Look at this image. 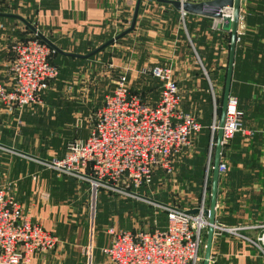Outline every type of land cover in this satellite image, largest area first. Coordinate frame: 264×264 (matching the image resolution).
<instances>
[{
	"label": "crops",
	"instance_id": "crops-1",
	"mask_svg": "<svg viewBox=\"0 0 264 264\" xmlns=\"http://www.w3.org/2000/svg\"><path fill=\"white\" fill-rule=\"evenodd\" d=\"M135 1L22 0L18 2L19 10L9 15L21 18L31 27L34 24L45 43L56 50L83 56L129 27ZM164 1L201 3L212 0ZM183 13L159 0H140L130 32L91 55V59L56 52V62L71 65L76 61H90L92 73L98 80V94L104 93L107 83L113 84L116 78L122 77L129 92L142 94L141 99L149 105L159 101L162 82L152 78L147 70L153 66L170 70L179 90V109L194 116L202 126L174 163L175 176H178L180 186H186L188 196L181 198L178 208L190 211L198 206L204 194L209 208L210 190L207 194L200 181L206 180L211 187L212 168L211 173L207 171V162L210 158L212 165L216 137L212 145L210 126L215 114L217 121L219 119L214 104L218 108L216 94H223L224 90L230 32L222 29L219 20ZM224 14L231 15V11H224ZM237 37L230 95L238 97L243 117L242 130L221 148L220 162L227 166V171L219 173L218 177L215 224L223 227H245L264 222V91L263 94L260 92L254 80H242V72H238L240 50L264 51V0L240 1ZM250 56L251 59L242 53L241 64L261 65L255 54ZM9 76V72H1L0 81L8 82ZM40 109L36 106L17 113L0 107V190L13 197L30 222L53 235L62 248L60 252L35 254L30 264H110L101 253L109 243V236L104 234L105 218L98 221L97 217L95 224L90 212L92 208L99 211V197L100 210L104 213L107 214L109 207L114 210V205L109 198L107 200L106 191L97 189L99 191L93 194L88 183L58 175L37 163L38 160L61 158L65 152L64 149L58 155H51L39 144L35 125L42 120ZM44 152H48L47 156H42ZM193 169H196L195 179L200 180L198 184L196 180L195 183L187 182L188 173ZM32 177L35 178L32 180ZM149 185L131 193H143ZM89 194L90 199L85 198ZM194 195L199 197L197 202ZM77 203L81 207L78 214ZM111 218L114 225V218ZM166 225V214L162 211L149 229L136 228L125 222L119 231H152L164 229ZM258 234V230L240 231L236 236L214 232L208 264H264L262 255L249 241ZM206 236L207 230L203 233V246L199 251L200 264ZM84 248L85 253L82 252Z\"/></svg>",
	"mask_w": 264,
	"mask_h": 264
},
{
	"label": "built area",
	"instance_id": "built-area-1",
	"mask_svg": "<svg viewBox=\"0 0 264 264\" xmlns=\"http://www.w3.org/2000/svg\"><path fill=\"white\" fill-rule=\"evenodd\" d=\"M54 54L36 34L15 42L9 80L0 81V107L20 113L40 106L42 94L58 75L50 62ZM147 72L162 82L159 101L146 104L139 94L129 92L122 77L116 78L110 94L93 110L86 137L67 142L61 158L37 163L93 189L130 197L136 196L132 190L150 184L155 171L172 173L176 156L202 126L179 109V90L169 69L153 66ZM242 117L238 99L230 95L222 144L242 130ZM210 129L213 145L218 130L216 114ZM211 168L209 158L207 171ZM218 171L226 172L227 166L220 162ZM157 207L166 214L164 229L108 230L109 243L101 253L111 264H200L203 233L209 225L205 194L193 213L175 206ZM249 230L259 231L249 241L264 259V222L245 227L214 226V232L235 236ZM58 246L53 235L31 223L17 201L0 190V264H30L35 254L54 251Z\"/></svg>",
	"mask_w": 264,
	"mask_h": 264
},
{
	"label": "rangeland",
	"instance_id": "rangeland-1",
	"mask_svg": "<svg viewBox=\"0 0 264 264\" xmlns=\"http://www.w3.org/2000/svg\"><path fill=\"white\" fill-rule=\"evenodd\" d=\"M20 1L22 0H0V13L15 14L16 12L14 11L19 10L18 2ZM31 25L38 33V29H36L35 25ZM31 36H34V33L19 21L0 17V73L9 72L13 58V44ZM240 49H242L241 46ZM239 53L240 56L238 57V63H240V66L238 65V72H242V80H254L256 86L259 87L260 92L263 94L264 51L253 52L247 50L243 52L240 50ZM242 53H244L249 59H251V54H255V58L257 57L259 59L258 62H260L262 66L249 67L248 62H245L244 65H242ZM52 58L53 64L58 69V75L56 79L50 83L47 91L44 93L45 97H43V102L39 106L41 107L40 110L42 112L40 113L42 117L40 120H42L35 125V128L37 134L40 136L37 137V140H39V144L44 146V151H49L51 155H58L65 149L66 143L71 139H82L87 135L91 125V115L93 110L99 105L103 97L108 95L107 93L113 89L114 83L104 84L106 86L105 89L102 87L104 93L98 94L96 86L98 80L92 73L93 66L90 61H76L71 65H68L69 63H58L56 62V59H58L56 57V52ZM88 58L91 59L92 56ZM140 95L142 96V94H139V96ZM216 95L218 97L216 99H220L221 105L222 94ZM47 154L48 152H44L42 156H47ZM175 169L176 168H174L170 174H165L163 172L156 173L155 171L149 188L145 189L143 193L138 192L134 197L106 191L107 200L109 198V202L114 205V210L109 207L110 210H107V214L106 212L104 213L103 210H100L102 206L99 194L98 202L100 203L97 205L99 211L98 208H92L93 211L90 212L94 223H97V217L98 221H100L102 217L105 218V220H103L104 225H106L104 229L105 236H109L106 234L108 230H113L115 232L122 230L120 225L125 222L136 225V228L149 229L152 226V222L162 215V210L157 206L169 205L178 207L181 198L185 199L188 197L186 186H180L178 176H175ZM195 174L196 169H193L188 173L187 182L192 180V183H195L196 180L198 184L200 180L195 179ZM202 175L204 176V172H202ZM200 184L202 185L203 190L206 188L208 194L210 189L206 180L204 182L201 180ZM90 189L93 194L96 191H99L91 187ZM183 190H185L184 194ZM146 191L147 193H144ZM108 193L114 195L111 196ZM87 197L90 199V194L89 196H85V198ZM193 197L197 202L199 197L197 195H194ZM103 202L104 197L102 199V203ZM67 203L69 204V202ZM76 206L78 209L77 214L81 213V207H78V203ZM109 217L114 218L115 226L113 225L112 218L108 221ZM92 235H94L93 229ZM60 249L62 250V248L58 246L55 251L60 252ZM82 252L85 253V248Z\"/></svg>",
	"mask_w": 264,
	"mask_h": 264
},
{
	"label": "water",
	"instance_id": "water-1",
	"mask_svg": "<svg viewBox=\"0 0 264 264\" xmlns=\"http://www.w3.org/2000/svg\"><path fill=\"white\" fill-rule=\"evenodd\" d=\"M159 1L170 4L175 9L182 11L184 13L205 16V17L219 20L222 29L230 32L228 63H227L224 90L222 94L220 113H219V119H218V130L216 132L215 149H214V155H213V161H212V179H211V187H210V195H209V208L207 211L209 225L207 229L206 242L204 246V257L202 260V264H208L210 260L212 239L214 235L215 208H216L218 177H219L218 166L220 163L223 126H224L225 116H226L227 101L230 96L231 81H232L233 67H234V60H235V50H236V44L238 41L237 28H238L241 0H212V1L201 2V3H189V2H181V1H164V0H159ZM139 2L140 0L135 1L132 19H131L129 27L123 32H121L120 34H118L117 36H115L114 38L108 40L107 42H105L104 44L96 48L95 50L91 51L90 53L80 56V55L62 53L59 50H56L54 47L52 46L50 47H52L54 51L60 55L73 57V58H79V59H85L97 53L98 51L110 45L113 41L121 38L123 35L131 31V29L133 28L134 21H135ZM224 11L226 12L231 11V15H225ZM0 17L14 18V19L19 20L22 24L26 25L34 34H36L40 39H42L45 42V40L21 18L17 16L9 15V14H0ZM194 211L195 210H190L189 213H193Z\"/></svg>",
	"mask_w": 264,
	"mask_h": 264
},
{
	"label": "trees",
	"instance_id": "trees-1",
	"mask_svg": "<svg viewBox=\"0 0 264 264\" xmlns=\"http://www.w3.org/2000/svg\"><path fill=\"white\" fill-rule=\"evenodd\" d=\"M50 62H51V60H50ZM217 103H218L217 112L219 113V110H220V108H219L220 107V99L217 100ZM215 137H216V135H214V140H215ZM209 172L211 173V170ZM208 183H209V179H208ZM209 189H210V186H209Z\"/></svg>",
	"mask_w": 264,
	"mask_h": 264
}]
</instances>
